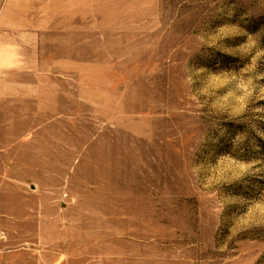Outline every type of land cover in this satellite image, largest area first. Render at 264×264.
I'll use <instances>...</instances> for the list:
<instances>
[{
    "label": "rangeland",
    "instance_id": "rangeland-1",
    "mask_svg": "<svg viewBox=\"0 0 264 264\" xmlns=\"http://www.w3.org/2000/svg\"><path fill=\"white\" fill-rule=\"evenodd\" d=\"M0 264H264V0H0Z\"/></svg>",
    "mask_w": 264,
    "mask_h": 264
}]
</instances>
